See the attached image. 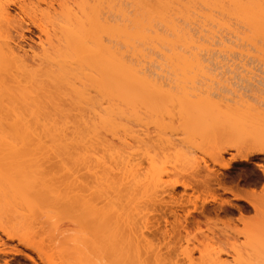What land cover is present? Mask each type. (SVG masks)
<instances>
[{"label":"bare ground","instance_id":"obj_1","mask_svg":"<svg viewBox=\"0 0 264 264\" xmlns=\"http://www.w3.org/2000/svg\"><path fill=\"white\" fill-rule=\"evenodd\" d=\"M99 1L0 0V115L11 114L14 118L7 130L0 124V264H15V261L17 264H194L195 253L205 264H264V198H256L253 190L241 195L224 188L217 173L228 171L234 162L248 164L253 158L264 156V133L254 129L251 132L256 134L252 138L250 131L242 133L245 138H234L239 125L230 122L232 117L230 120L221 117L225 120L224 127L222 121H214L216 117H207V121L204 116L200 118L202 114L198 110L202 105L191 98V102L186 99L188 103L185 99H178L179 102L172 99L177 104L164 101L170 95L163 94L162 90L160 94L159 80L147 77L140 66L123 59L121 47L113 42L127 47L125 39L132 36L134 47L137 41L152 40L141 32V27L156 6L162 5L160 0L149 1L150 8L142 16L144 19L140 18L139 10L145 1H133V30L129 34L124 25H119L129 19L127 14L121 11L118 16L112 15L113 0H101L108 3L102 13L97 10ZM174 1L162 0L166 6L168 3L172 6ZM206 2L218 5L217 8H228V13L244 20L264 44V0ZM25 32L35 34L40 54L27 55L32 47L25 43ZM136 49L140 50L139 45ZM190 61L184 62L190 65L193 63ZM92 73L99 76L94 87ZM92 88L99 96L103 95L100 102L91 95ZM146 97H152L147 108L155 98L158 102L163 100L162 107L170 101L172 109L177 110H172L178 114L177 119L185 120L183 114L189 115L195 108L197 116L193 120H197L190 124L199 121L207 126L208 123L213 132L218 131L222 141H230L212 149L209 162L191 160L184 175L168 184H161L162 175L155 168L152 174L147 171L146 178L140 179L139 162L132 170L128 168V158L133 153L125 140L130 129L123 121L127 120L125 110L136 114L139 108L145 110L140 105L143 100L148 101ZM167 105L164 109L171 113ZM154 109L150 112L154 113ZM168 112L164 115H169ZM69 117L74 120L68 121ZM161 127L165 132V127ZM231 129L235 131L232 133ZM220 130L226 133L222 136ZM129 133L138 148L156 144L167 151L173 144L172 138L164 133L146 141L134 137L137 134L133 130ZM107 135L117 141L112 142L111 137L112 141H108ZM217 137H214L216 141L220 139ZM42 139H47L49 145L45 146ZM43 150L52 158L29 157L32 152ZM230 151L235 154L225 160ZM57 158L58 169L70 176L85 173L71 181H55L48 177L51 167L45 164ZM254 165L264 177V167ZM214 185L229 193L233 201L243 204L233 206L223 200L218 204L221 208H203L217 202ZM178 188L182 193L175 197ZM190 189L197 193L192 200V195L186 193ZM141 190L148 199L146 206L150 207L143 215L133 205L135 195ZM198 201L201 209H196ZM189 207L207 220L209 215L228 216L237 211L239 220L243 221L241 213L253 211L259 225L255 234H251L255 245L238 247L234 240L250 236L235 227L229 228L228 223H222L226 230L219 233L209 228L205 233L199 221L188 228L184 222L190 214ZM183 209L186 217L181 220L177 211ZM169 217L174 221L167 229ZM217 222L220 221L213 224ZM70 232L74 235L67 237ZM220 236L227 243L216 247ZM8 256L15 260L3 259Z\"/></svg>","mask_w":264,"mask_h":264},{"label":"rangeland","instance_id":"obj_2","mask_svg":"<svg viewBox=\"0 0 264 264\" xmlns=\"http://www.w3.org/2000/svg\"><path fill=\"white\" fill-rule=\"evenodd\" d=\"M133 1L134 0H113L111 4L112 15H120L121 11L127 14L129 19L119 25H124L128 34L133 30ZM144 1L145 5H142L139 10V16L142 19H144L142 16L145 15L146 10L150 8V0ZM160 1L162 5L156 6L150 19H144L141 27L142 31L140 30L145 33L144 35L152 38V40L137 41L139 44L136 43L134 47L131 46L134 42L131 39L132 36L125 39L127 42L126 44H128L127 47L121 42H117V44L116 42H113V45L121 47L120 54L123 59L129 64L137 67L140 66L139 68L146 72L144 73L147 77L150 76L149 78L152 77L151 79L154 78L159 80L157 81L159 84L161 83L160 86H162L159 91L160 94H166L167 92L170 97H173H168L167 99H164V97V101L172 99L174 101L181 99L180 101H182V99H185V102H187V100L191 102L193 99L196 103L200 102L199 104L202 106L198 111H200L202 115H200L199 112L198 114L199 117L201 116L200 118L204 116L205 120L210 116L212 118L216 117L214 121L217 119L222 121V118L225 119V117L227 120H230L232 117L233 119L231 118L230 122L234 123V126L239 125V127L237 126L236 131L232 129V131H230L232 133L235 131V134L233 135L234 138L242 137V133L246 131V133L249 131V133H252V130L254 129L258 131L262 130L264 133V44H262L261 39L254 34L251 27L244 20L230 15L228 13V8H217L218 5L214 3L206 4V0H175L172 6H170L171 3H168L166 6V4H163L162 0ZM107 4V2L102 3L101 0L96 2L97 10L105 13ZM262 6L264 8L263 4ZM24 35L27 38L25 43L32 47V50H28V46L23 43L25 46L24 48L28 50L27 55L31 56L32 53L40 54L41 51L38 47V40L36 39L35 34L30 35L25 32ZM136 45H139L140 50L136 49ZM176 56H179L180 58H177ZM176 59L180 60L177 61ZM189 59L191 60L190 62L193 63L186 65L184 61H189ZM92 76L94 78L92 86L94 87L99 81V76L96 73H92ZM161 90L163 91L162 93ZM91 95L97 102H100L103 98V95L100 94L99 96V94L93 91V88ZM151 98L152 97H149L147 98L148 101L143 100L141 103L140 107H146L145 110L142 108L144 112L140 108L137 110V114L129 109L125 110L127 120L123 121L125 127L130 129L126 133L127 139L125 140L131 148L130 152L133 153L128 158L130 164V167L128 168L132 170L133 165L139 162L141 164L139 168L140 179L146 178L144 174L147 171L149 175L152 174L155 168L156 172L159 175H162L161 184H168L172 180L184 175L185 170L189 167L188 163L191 160L195 159L201 161V159H204L209 162V155L212 154L211 150L220 148L230 141H222L220 136L217 135L218 131H215L214 129L213 132V127H208V123L206 124L207 126L199 121V123L190 124L189 122L194 121L193 119L197 116V112H194L196 110L194 106L193 113L189 112L191 113L189 115L183 114L186 115L185 120L183 118L185 116L183 115V117L180 116L183 119H180L179 117V119H177L176 117L178 114L176 113L177 115H175V112L173 113L172 111L175 107L172 109L169 101V105L166 104L169 107L166 108L169 109L171 107L170 111L174 114L173 120H169L172 114L164 109L166 105L163 107L160 106V103L163 101L161 97L162 101L157 97L159 102L155 97V99L152 100L153 102L150 100V108H147L146 105H148L147 103H150L149 99ZM103 101L105 106H107V101ZM155 101L157 103H155ZM190 102L187 105H190ZM152 103L158 105H154L155 107L152 106L153 109L155 108L154 110H156L154 113H151ZM174 110L177 111L176 109ZM167 112L169 115H164ZM212 118H210V120ZM234 119H236L237 123L233 121ZM72 120H74V118H68V121ZM13 121L14 118L11 114L0 115V124H2L5 130H7V127H9ZM224 121H222V125ZM230 122L228 121L231 125L232 123ZM220 123L217 124L219 125ZM240 124L242 128L240 127ZM162 125L165 127V132H162ZM231 126H233V124ZM234 126L233 128L235 129ZM217 127L221 128V126ZM131 130L135 131V134L139 136L134 135V137L136 136L145 141L149 138L155 137V135L159 134L161 131L160 134L164 133L166 134L165 136L169 135L168 137L172 138L171 140L173 141L171 142H173V144L170 146V149L166 146L169 149H167V151L164 147H157L155 143V145L151 144V146H142V148H138L136 141L133 139V135L129 133ZM221 130L219 132L220 135L223 136L226 132H221ZM254 133L250 134L252 135L251 138ZM247 135L249 134H246V136ZM250 135L248 137H250ZM243 136L244 137L242 138H245V135ZM107 137L109 139L108 141H112V139L114 140L112 141L114 143L117 141L114 137L112 138L109 135H107L106 138ZM110 137L112 139H110ZM214 137L220 138L217 140L218 143L220 141L219 144ZM230 138L231 137L229 136L227 140ZM222 139H224V137H222ZM241 140L242 139H240V141ZM42 143L45 146L49 145L47 139H42ZM15 145L18 149L21 148L19 144L16 143ZM45 152L46 151L44 150L41 152L34 151L29 157L40 159L48 155L49 158H52L50 153ZM230 154H235V152L230 151L229 154H226L224 156L225 160L230 158ZM59 158L56 160L51 159L52 161L45 164L48 168L49 166L51 167L48 177L54 178L55 181L64 182V180L71 181L75 177H79V175L85 173L81 171L77 175L70 176L69 173L59 170L58 166H56V162ZM62 158L65 161L68 160L65 156H62ZM6 163L7 162H1V164ZM254 164H259L264 167V156L253 158L251 163L248 164L234 162L228 171H218L217 173L222 181V186L241 195H246L253 190V192L255 191L256 198H264V177ZM216 169L218 168L216 167ZM156 189H158V187ZM212 189L214 190L217 202L209 203L203 208H221L218 204L223 200L229 201L233 206L243 204L242 202L233 201V198L229 193H224L222 189L216 185H214ZM181 193L182 189L178 188L175 190L174 196L178 197ZM186 193L192 195L190 198L191 200L197 195V193L191 189L187 190ZM143 196H145V193H143L142 190L141 192L138 191L133 202V205L136 206L142 215L146 213L147 209L148 212L150 208L149 206H146V201L148 199ZM201 208V202L198 201L196 209ZM189 209L190 214L187 217L186 209L177 211V215L181 220L186 217L184 225L188 228H191L194 225V221H199V227L202 230L205 231L206 228H209L210 230H215V233H219L226 230V227L222 223H228L227 226L229 228L235 227L239 231L247 232L250 236L249 239L240 236L237 240H234L238 247L255 245L251 237L253 235L251 234H255V230L259 225L255 222L256 219L254 218L256 217L254 216L253 211L248 212L246 215L241 213L242 217H244L243 221L239 220L240 214H238V212H234L232 215L228 216L209 215L206 216L209 218L207 220L206 218H200L199 215L192 212V207H189ZM173 221L174 219L172 217L168 218L167 229H170ZM216 221L220 222L213 224ZM64 222L65 221H59L58 223L64 224ZM161 224L164 225L163 222ZM162 225L160 226L161 229ZM205 233L207 232L205 231ZM66 235L69 237L73 236L74 233L70 232ZM209 236H211V234H209ZM234 241H231L230 243ZM226 243L227 242L225 240L223 241V238L221 237L220 240H217L216 247H218L219 244L225 246ZM3 259L6 261H9L10 259V261H14L15 257L8 256ZM193 259L194 264H205L199 259L197 253L194 254ZM222 259L230 260L227 256H222ZM14 263L17 264V261Z\"/></svg>","mask_w":264,"mask_h":264},{"label":"flooded vegetation","instance_id":"obj_3","mask_svg":"<svg viewBox=\"0 0 264 264\" xmlns=\"http://www.w3.org/2000/svg\"><path fill=\"white\" fill-rule=\"evenodd\" d=\"M234 212L237 213V211H233L232 213H234Z\"/></svg>","mask_w":264,"mask_h":264}]
</instances>
